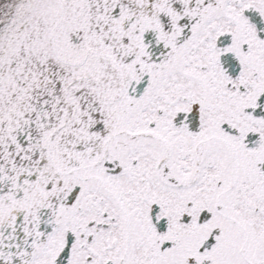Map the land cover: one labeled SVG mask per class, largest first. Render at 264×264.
<instances>
[{
    "label": "snow or ice",
    "instance_id": "obj_1",
    "mask_svg": "<svg viewBox=\"0 0 264 264\" xmlns=\"http://www.w3.org/2000/svg\"><path fill=\"white\" fill-rule=\"evenodd\" d=\"M0 264H264V0H0Z\"/></svg>",
    "mask_w": 264,
    "mask_h": 264
}]
</instances>
